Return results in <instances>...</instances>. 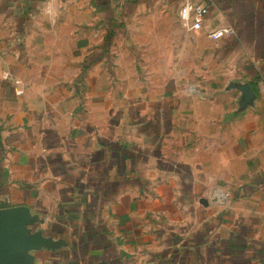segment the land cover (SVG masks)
<instances>
[{
  "label": "crops",
  "instance_id": "1",
  "mask_svg": "<svg viewBox=\"0 0 264 264\" xmlns=\"http://www.w3.org/2000/svg\"><path fill=\"white\" fill-rule=\"evenodd\" d=\"M196 1L197 30L182 0H0L26 264H264V0Z\"/></svg>",
  "mask_w": 264,
  "mask_h": 264
},
{
  "label": "water",
  "instance_id": "2",
  "mask_svg": "<svg viewBox=\"0 0 264 264\" xmlns=\"http://www.w3.org/2000/svg\"><path fill=\"white\" fill-rule=\"evenodd\" d=\"M17 212L13 209H0V264H26L18 251V245L31 241L22 236L14 227Z\"/></svg>",
  "mask_w": 264,
  "mask_h": 264
},
{
  "label": "built area",
  "instance_id": "3",
  "mask_svg": "<svg viewBox=\"0 0 264 264\" xmlns=\"http://www.w3.org/2000/svg\"><path fill=\"white\" fill-rule=\"evenodd\" d=\"M179 17L182 20L183 24L189 29L197 30L202 28L203 21L206 15L209 13V5L203 3L202 1L196 0H182L179 7ZM235 32L232 26H221L208 31V35L214 39L223 37L225 35L233 34ZM18 79L14 80V83L17 84ZM23 90L18 88L16 93L20 94Z\"/></svg>",
  "mask_w": 264,
  "mask_h": 264
}]
</instances>
